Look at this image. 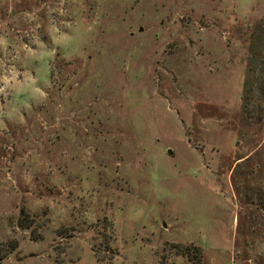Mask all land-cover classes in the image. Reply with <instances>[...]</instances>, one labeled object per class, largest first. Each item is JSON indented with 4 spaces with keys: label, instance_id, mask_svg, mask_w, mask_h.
Masks as SVG:
<instances>
[{
    "label": "rangeland",
    "instance_id": "1",
    "mask_svg": "<svg viewBox=\"0 0 264 264\" xmlns=\"http://www.w3.org/2000/svg\"><path fill=\"white\" fill-rule=\"evenodd\" d=\"M0 264H264V0H0Z\"/></svg>",
    "mask_w": 264,
    "mask_h": 264
},
{
    "label": "trees",
    "instance_id": "2",
    "mask_svg": "<svg viewBox=\"0 0 264 264\" xmlns=\"http://www.w3.org/2000/svg\"><path fill=\"white\" fill-rule=\"evenodd\" d=\"M250 51H251V57H250V66H249V73L251 75H254L256 69V66L258 64V61L261 59V55L263 53L262 46H261V39L256 34L253 35L252 42L250 44ZM51 77L53 78V71H51Z\"/></svg>",
    "mask_w": 264,
    "mask_h": 264
},
{
    "label": "water",
    "instance_id": "3",
    "mask_svg": "<svg viewBox=\"0 0 264 264\" xmlns=\"http://www.w3.org/2000/svg\"><path fill=\"white\" fill-rule=\"evenodd\" d=\"M170 153H172V150H169Z\"/></svg>",
    "mask_w": 264,
    "mask_h": 264
}]
</instances>
